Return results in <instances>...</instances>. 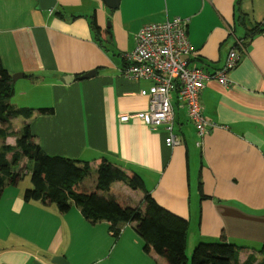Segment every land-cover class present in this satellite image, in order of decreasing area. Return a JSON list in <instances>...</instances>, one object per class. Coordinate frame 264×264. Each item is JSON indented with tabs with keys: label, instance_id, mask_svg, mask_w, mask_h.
<instances>
[{
	"label": "crops",
	"instance_id": "obj_1",
	"mask_svg": "<svg viewBox=\"0 0 264 264\" xmlns=\"http://www.w3.org/2000/svg\"><path fill=\"white\" fill-rule=\"evenodd\" d=\"M36 5V0H0V61L11 76L21 75L12 82L14 93L28 95L9 102L34 109L29 119L11 120L12 132L29 124L47 154L88 162L87 188L95 186V170L103 160L138 173L157 204L188 221L194 246L225 240L242 248L238 264L250 254L259 261L264 242V31L256 28L264 29V0H119L113 9L104 0H56L52 10ZM175 16L188 20L192 65L213 72L235 46L240 58L228 73V86L208 80L201 90L202 113L213 124L202 137L172 96L179 143L169 147L162 126L137 118L120 121L122 115L147 109L149 98L139 92H150L154 85L127 78L122 54L133 49L143 25ZM90 70L93 76L76 78ZM68 75L75 76L70 83L64 81ZM45 105L52 114H38L36 107ZM19 118L20 126L14 127ZM15 139L12 134L5 142L14 145ZM26 162L21 160L18 169ZM30 186L29 179L2 190L0 264H55V257L69 264H163L157 254L144 251L135 223L121 224L115 236L109 222L90 223L75 205L61 213L52 204L24 201ZM102 194L132 207L144 196L122 182Z\"/></svg>",
	"mask_w": 264,
	"mask_h": 264
},
{
	"label": "trees",
	"instance_id": "obj_2",
	"mask_svg": "<svg viewBox=\"0 0 264 264\" xmlns=\"http://www.w3.org/2000/svg\"><path fill=\"white\" fill-rule=\"evenodd\" d=\"M91 25L98 34L94 21ZM256 30L264 31L260 27ZM13 94L12 76L0 61V196L4 186L16 185L22 179V169L29 168L31 186L23 194L26 202L52 204L61 213L75 205L90 223L109 222L115 236L121 224L135 223L134 230L144 241V251L157 254L163 264H238V252L242 248L225 240L197 243L188 259L185 253L188 221L157 204L145 191L138 173L122 170L103 160L95 170V186L87 188L83 181L91 174L88 162L47 154L35 142L29 124H24L17 133L12 132L13 118L29 119L34 111L33 108L11 104L9 99ZM36 110L42 115L53 113L52 108ZM12 134L16 135L14 145L5 142V138ZM25 158V166L15 170ZM114 182L143 191V207L141 204L132 207L123 199L103 195ZM257 252L261 255L259 261L256 262L250 254L243 264H264V242Z\"/></svg>",
	"mask_w": 264,
	"mask_h": 264
},
{
	"label": "built area",
	"instance_id": "obj_3",
	"mask_svg": "<svg viewBox=\"0 0 264 264\" xmlns=\"http://www.w3.org/2000/svg\"><path fill=\"white\" fill-rule=\"evenodd\" d=\"M186 18L175 16L160 23L143 25L135 35V46L122 54L123 74L129 79H148L154 85L150 92L140 90L141 95L149 98L145 111L122 115L120 121L130 118L147 121L154 126H162L164 142L172 147L179 143L174 133V114L172 96L184 105L189 120L194 124L199 137H202L212 123L203 115L200 93L205 82L215 80L222 86L231 81L228 73L238 64L240 55L237 48L228 51L222 67L213 72L201 66L192 65L193 54L187 36ZM236 43L242 48L240 40Z\"/></svg>",
	"mask_w": 264,
	"mask_h": 264
},
{
	"label": "water",
	"instance_id": "obj_4",
	"mask_svg": "<svg viewBox=\"0 0 264 264\" xmlns=\"http://www.w3.org/2000/svg\"><path fill=\"white\" fill-rule=\"evenodd\" d=\"M37 5L36 8L39 10H52L56 4V0H36ZM107 7L113 9L118 6L119 0H104ZM95 74L94 70H90L86 73H83L81 75H78L77 79H85L93 76ZM20 74H14L12 75V82L15 81L18 77H20ZM75 79L74 75H68L64 77V81L66 83H70ZM55 264H69L68 261H66L63 257H55L52 260Z\"/></svg>",
	"mask_w": 264,
	"mask_h": 264
},
{
	"label": "rangeland",
	"instance_id": "obj_5",
	"mask_svg": "<svg viewBox=\"0 0 264 264\" xmlns=\"http://www.w3.org/2000/svg\"><path fill=\"white\" fill-rule=\"evenodd\" d=\"M29 94V93H28ZM28 96V95H27ZM27 96L26 97H23V96H21L20 94H18V92L16 91L11 97H10V100H21V99H23V98H27ZM50 97V96H49ZM11 103H12V101H10ZM46 107H44V108H50V106L48 107L47 105H45ZM30 107V106H29ZM31 108V107H30ZM36 108H39V107H36ZM35 108V109H36ZM42 108V107H41ZM52 108V107H51ZM37 111V110H36ZM42 116H47V115H42ZM20 120H21V118H19V120H14V122H13V126L14 127H19L20 126ZM14 169H18V167L16 166ZM23 170V176H22V179L20 180V182L22 183V184H25L29 179H30V172H29V168L27 169V168H23L22 169ZM87 181H88V179H87ZM87 183V182H86ZM188 228H189V230H188V233H189V235H187L188 237H187V244H186V255L188 256V259H190L191 258V253H192V250H193V247H194V243H195V241H194V234L192 233V234H190L193 230H192V228L191 227H189V223H188ZM196 232V231H195Z\"/></svg>",
	"mask_w": 264,
	"mask_h": 264
}]
</instances>
